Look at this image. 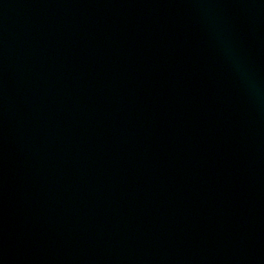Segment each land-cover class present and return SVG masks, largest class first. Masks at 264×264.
Listing matches in <instances>:
<instances>
[{"label": "water", "instance_id": "obj_1", "mask_svg": "<svg viewBox=\"0 0 264 264\" xmlns=\"http://www.w3.org/2000/svg\"><path fill=\"white\" fill-rule=\"evenodd\" d=\"M0 264H264V0H0Z\"/></svg>", "mask_w": 264, "mask_h": 264}]
</instances>
